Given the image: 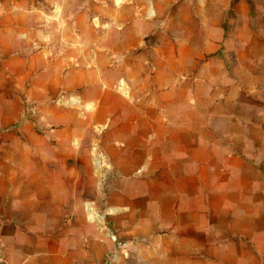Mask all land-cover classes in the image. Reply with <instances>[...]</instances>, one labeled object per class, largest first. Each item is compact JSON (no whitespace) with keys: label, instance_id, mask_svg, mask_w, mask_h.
Listing matches in <instances>:
<instances>
[{"label":"crops","instance_id":"1","mask_svg":"<svg viewBox=\"0 0 264 264\" xmlns=\"http://www.w3.org/2000/svg\"><path fill=\"white\" fill-rule=\"evenodd\" d=\"M230 2L0 0V264H264V35Z\"/></svg>","mask_w":264,"mask_h":264},{"label":"rangeland","instance_id":"2","mask_svg":"<svg viewBox=\"0 0 264 264\" xmlns=\"http://www.w3.org/2000/svg\"><path fill=\"white\" fill-rule=\"evenodd\" d=\"M239 0H231L229 7L227 8L225 12V18H228V23L226 21H223L221 23V26L223 28H228L227 26L231 27L235 25L236 18L241 17V11H244L245 17L248 19L246 26L249 27L251 30L255 31H261V33L264 35V0H240V3L237 4ZM234 4V5H233ZM236 7V8H235ZM237 13V15H236ZM186 29H191L193 27V22L189 20V18L186 17ZM175 24V23H174ZM176 26V25H171ZM232 43V41L230 42ZM233 55L228 53L227 54V61L223 59L225 64L232 65L233 62ZM115 88L120 91L119 85L115 84ZM123 91L126 90V87L121 89ZM89 189L92 190H106V183H105V171L108 168V162L106 160V157L103 155V153L98 148H89ZM105 174V176H104ZM86 181V180H85ZM88 199L87 206L85 207L86 213L89 212V216L92 219H97L100 215L101 218L105 221L109 222V218H107L108 214L104 211H99L97 208H94L95 211L90 209L89 204H92V198L93 196ZM86 204V203H85ZM86 204V205H87ZM92 214V215H91Z\"/></svg>","mask_w":264,"mask_h":264},{"label":"bare ground","instance_id":"3","mask_svg":"<svg viewBox=\"0 0 264 264\" xmlns=\"http://www.w3.org/2000/svg\"><path fill=\"white\" fill-rule=\"evenodd\" d=\"M88 208V207H87ZM91 209V208H90ZM89 213V212H88ZM92 215V214H91Z\"/></svg>","mask_w":264,"mask_h":264}]
</instances>
